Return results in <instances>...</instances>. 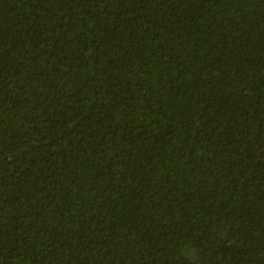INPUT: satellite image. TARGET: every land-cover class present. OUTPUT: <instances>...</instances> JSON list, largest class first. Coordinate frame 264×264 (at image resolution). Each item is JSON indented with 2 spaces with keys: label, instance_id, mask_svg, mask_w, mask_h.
<instances>
[{
  "label": "trees",
  "instance_id": "obj_1",
  "mask_svg": "<svg viewBox=\"0 0 264 264\" xmlns=\"http://www.w3.org/2000/svg\"><path fill=\"white\" fill-rule=\"evenodd\" d=\"M0 264H264V0H0Z\"/></svg>",
  "mask_w": 264,
  "mask_h": 264
}]
</instances>
